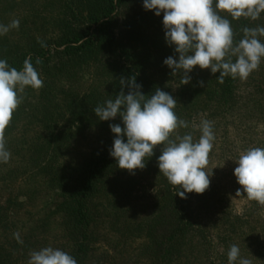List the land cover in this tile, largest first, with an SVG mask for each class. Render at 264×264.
I'll return each instance as SVG.
<instances>
[{
	"label": "rangeland",
	"instance_id": "1",
	"mask_svg": "<svg viewBox=\"0 0 264 264\" xmlns=\"http://www.w3.org/2000/svg\"><path fill=\"white\" fill-rule=\"evenodd\" d=\"M258 2L0 0V264H58L69 252L63 195L126 135L131 64L164 165L138 160L104 176L89 203L87 264H151L170 230H193L171 264H264V3L233 41L232 96L221 74L227 23ZM170 186L190 188L186 228Z\"/></svg>",
	"mask_w": 264,
	"mask_h": 264
},
{
	"label": "trees",
	"instance_id": "2",
	"mask_svg": "<svg viewBox=\"0 0 264 264\" xmlns=\"http://www.w3.org/2000/svg\"><path fill=\"white\" fill-rule=\"evenodd\" d=\"M120 0H118L119 2ZM257 6L247 15L244 20L237 19L236 17L231 18L226 27V39L230 43L229 52H223L226 55V58L223 59L225 67L222 71V84L224 86V91L231 96L236 89V84H238L239 70H235V64L237 60L234 59L236 56L234 52V40L240 42L243 39H246V36H249V32L254 26V23L257 19L256 13L261 11L258 8L264 3V0H259ZM111 10H113V3L110 4ZM258 9V10H257ZM255 17L252 18V16ZM264 14V11H263ZM251 18V20H250ZM98 18L97 21H99ZM96 21V22H97ZM251 25V26H250ZM99 29V27L97 26ZM97 29V30H98ZM104 28L100 31L103 33ZM100 31H97L99 33ZM264 29H261V32L264 34ZM225 37V36H224ZM228 37L231 39H228ZM225 44V42H224ZM91 45V40H86L77 48H70L63 53L73 54L78 50H84ZM111 45V44H110ZM110 48H112L110 46ZM236 58V57H235ZM233 59V60H232ZM251 58L249 57L248 60ZM235 60V61H234ZM218 62V60H217ZM30 63V61H29ZM219 63V62H218ZM23 65V62L20 66ZM16 65L3 66L5 69L3 78L7 74H11L12 69H18ZM222 69V68H221ZM19 70V69H18ZM124 80L128 87V117H127V133L116 146V149L111 154L99 153L93 159L91 164L82 171L77 179L76 185L73 188H70L63 195V199L66 204L67 211L71 217L74 228L76 229V236L73 240V243L69 249V252L65 255V258L61 259L58 264H87L88 257L92 253L93 241L92 235L89 230L90 227V210L89 203L92 198L96 195L98 187L103 180L104 176H107L111 171L119 168L123 164H129L130 162L144 161V164L149 166H154L157 164L163 166V162L156 163L157 155H155L154 148L151 146L149 133H148V120L146 113V104H145V92L138 76V71L134 65H129L124 71ZM257 85V84H256ZM257 90L260 89L262 93L264 92V80L259 82L257 85ZM165 171H168L166 166ZM166 177L171 178L172 174H166ZM173 187L175 190L174 195L177 194V198L172 201L171 210L173 215L176 216L177 221L181 228H186L187 224L191 218H186L189 212L188 203H189V194L190 188H184L179 190L176 186ZM169 187V189H170ZM172 194V193H170ZM181 199V201L179 200ZM193 231V230H192ZM191 230H170L163 236L160 240H157V250L154 253V257L151 259V264H171L173 255L176 253V247L178 241L181 238L190 237L192 233Z\"/></svg>",
	"mask_w": 264,
	"mask_h": 264
}]
</instances>
